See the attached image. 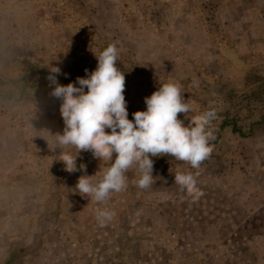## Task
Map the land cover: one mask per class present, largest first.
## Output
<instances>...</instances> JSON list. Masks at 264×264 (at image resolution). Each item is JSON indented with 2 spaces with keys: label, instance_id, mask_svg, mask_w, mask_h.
Instances as JSON below:
<instances>
[{
  "label": "rangeland",
  "instance_id": "374dc122",
  "mask_svg": "<svg viewBox=\"0 0 264 264\" xmlns=\"http://www.w3.org/2000/svg\"><path fill=\"white\" fill-rule=\"evenodd\" d=\"M222 1L0 0V79L35 65L83 77L116 42L128 119L166 82H179L192 104L178 113L185 125L216 113L199 169L150 157V188L136 185L133 166L126 188L98 203L75 185L84 174L96 183L111 161L82 150L76 162L86 170L67 172L54 136L64 128L61 101L41 83L6 99L20 91L0 83V264H264V0L239 1L253 7L239 20L234 3L220 12ZM178 172L199 173V198L174 183ZM97 208L115 212L103 227Z\"/></svg>",
  "mask_w": 264,
  "mask_h": 264
},
{
  "label": "clouds",
  "instance_id": "9594fccd",
  "mask_svg": "<svg viewBox=\"0 0 264 264\" xmlns=\"http://www.w3.org/2000/svg\"><path fill=\"white\" fill-rule=\"evenodd\" d=\"M118 56L119 48L113 42L100 51L96 56V68L91 72L86 69L85 77H77L75 82L62 85L57 79L62 70L56 65L49 66L47 76L50 85H54L51 95L61 101L59 112L64 128L62 133L54 136L56 148L60 150L58 160L63 162L64 169L69 173L86 170L85 163L77 166L76 162L82 150L91 151L99 160L111 161L99 181L93 183L95 175L84 174L78 177L75 185L77 191L84 194L82 196L98 203L105 201L113 192L126 188V172L133 166L139 172L136 185L140 189L150 188L156 180L153 176L154 161L150 157L170 154L199 169L212 151L209 142L215 138L214 129L210 126L216 116L214 110L192 116L187 125L178 118V113L189 114L192 111V104L182 95L179 82L161 84L144 98L146 109L133 112V119H128L125 75L116 65ZM70 148L76 149L75 154ZM198 174L178 172L174 176V183L193 200L202 195L197 187ZM114 216L111 209L96 210V221L100 227Z\"/></svg>",
  "mask_w": 264,
  "mask_h": 264
},
{
  "label": "trees",
  "instance_id": "16d2710c",
  "mask_svg": "<svg viewBox=\"0 0 264 264\" xmlns=\"http://www.w3.org/2000/svg\"><path fill=\"white\" fill-rule=\"evenodd\" d=\"M37 75L38 77H36ZM48 75H49V70H43L39 66L35 65L32 66L30 69H28L18 79H5V80L0 79V83L5 85H11L20 91L19 97L12 91L10 93L4 94L3 97L6 99H19L20 97L23 96V94L26 92L28 88L36 87L37 83H41V85L45 88H52L54 87V85H50V82L47 79ZM83 77H85V75ZM34 78L36 79L33 81ZM57 79L58 82L62 85H66L69 82L76 81V78L73 75H65V74H59ZM86 90L87 89L85 88V91ZM44 92L46 93L47 90L44 89ZM227 125H229V123L227 121H224V123L220 126V130L222 131ZM232 127L234 132H238L241 135H243L241 130L238 129L235 124L234 125L232 124Z\"/></svg>",
  "mask_w": 264,
  "mask_h": 264
},
{
  "label": "crops",
  "instance_id": "0c3cea01",
  "mask_svg": "<svg viewBox=\"0 0 264 264\" xmlns=\"http://www.w3.org/2000/svg\"><path fill=\"white\" fill-rule=\"evenodd\" d=\"M239 1H242V0H224L222 1V3L220 4L219 8H220V12H226L227 11V7L229 5H232L233 4V9H232V12H234L235 14L233 15L234 17L238 18V20L241 18L240 15L242 14H248L249 12H252L253 11V7L251 8V6L247 5V7H242L240 4H237ZM258 1H262V0H258ZM181 6V5H180ZM251 8V9H250ZM258 10H260V14L262 19H264V5L262 3H260V6H258ZM239 14V16H238ZM222 18V16H221ZM244 18V17H243ZM261 20V19H260ZM253 28V25H251L250 29ZM264 28V27H263ZM245 38V37H244ZM241 43H248V40H244V42H241ZM248 47V46H247ZM227 49V50H226ZM224 49V53L226 55H228L229 57H231L232 55V51L235 52V50H231L229 48H226Z\"/></svg>",
  "mask_w": 264,
  "mask_h": 264
}]
</instances>
